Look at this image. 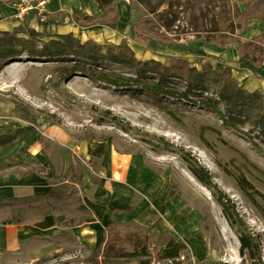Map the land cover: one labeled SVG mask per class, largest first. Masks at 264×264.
Segmentation results:
<instances>
[{"label": "rangeland", "instance_id": "rangeland-1", "mask_svg": "<svg viewBox=\"0 0 264 264\" xmlns=\"http://www.w3.org/2000/svg\"><path fill=\"white\" fill-rule=\"evenodd\" d=\"M144 3L132 4L140 17L160 4L175 12L163 14V27H158L169 36H205L215 28H234L229 18L236 0ZM102 20L108 21L101 16L91 23ZM27 30L0 34V51L20 53L0 59V141L19 132L11 143L0 144V192L2 183L9 181L10 194L18 190L22 195L7 203L0 198V264H82L92 257L70 230L95 212L101 215L106 202H112L116 177L111 156L136 162L130 184L133 206L145 194L167 193L197 216L204 236L202 256L186 246V230L185 236L176 235L185 259L198 255L201 259L195 264H249L239 255L240 228L253 237L264 264V136L227 116L218 99L223 87L240 84L242 70L196 48L180 52L182 44L165 47L134 33L120 41L102 35L100 42L85 41L82 48L70 36L75 55L33 58L27 53L39 50L43 41ZM238 34L235 28L231 36L237 39ZM122 40L127 49L120 60L135 64L134 58L140 65L130 68L114 61ZM181 60L194 68L191 79L201 89L188 91L179 80L139 74L153 62L169 67ZM191 167L208 173V186L192 175ZM218 196L225 200L233 225L217 203ZM8 222L14 225H1ZM14 237L17 248L5 247ZM148 239V256L137 262H183L160 258L166 246L162 236ZM49 250L47 257L32 258Z\"/></svg>", "mask_w": 264, "mask_h": 264}, {"label": "crops", "instance_id": "crops-1", "mask_svg": "<svg viewBox=\"0 0 264 264\" xmlns=\"http://www.w3.org/2000/svg\"><path fill=\"white\" fill-rule=\"evenodd\" d=\"M18 1L0 0V32L12 33L20 28H27L38 34V38L43 42L57 41L65 36H71L80 44L89 40L100 42L99 38L102 35H105L106 39L115 37L116 41H120L125 39L129 33L133 34L130 23L140 18L139 11L130 5L129 0H117L115 3V16L110 19L104 18L108 21H95L96 23H91V21L101 16L103 18L104 15L97 0H47L45 6L46 19L40 22L32 13L20 18L17 15ZM236 3L240 9L244 8V0H236ZM262 33H264V22L252 19L247 22L241 38L250 40ZM104 41L105 38L102 42ZM182 46L183 49L180 52H187L183 51L184 49L195 51L196 48L200 53L205 52L210 56H215L219 61H225L227 65H233L234 68H237L236 70H242L240 84L238 85H243L244 88L242 86L241 88L248 93L257 91L264 95V68L257 70L258 77L247 71L248 68L238 62L236 44H229L227 48L220 49L198 38L191 40L185 46L182 44ZM111 160L114 163L112 173L116 177L112 185L114 191L112 202L111 200L106 202V207L101 215L95 212L91 218L85 219L70 230L79 245L91 251L90 256H93L103 241L104 233L110 224L113 222L126 223L134 221L147 229L149 238L154 234L162 236L166 245L170 239L180 243L181 240L176 235L185 236L183 231H189L190 235L187 239H184L186 246L190 250H194L195 253L201 254V257L204 236L198 225L200 223L197 216L188 211L185 204L179 199H169L167 193H161L157 196L145 194L141 201L133 206L131 204L133 202V192H131L130 184L132 174L137 170V167L134 168L136 162L132 158L117 156H111ZM9 183V181L2 183L0 198L5 199L2 201L3 203H7L10 198L19 200L22 197L18 190H16V193L10 194ZM3 185L5 186L3 187ZM0 204L2 203L0 202ZM117 210L119 213L116 212ZM1 225L10 226L14 225V222ZM17 241L14 237L11 239L10 245L5 247L15 248L13 243ZM54 251H58V248H55ZM49 253H51V250L41 252V254L34 255L32 258L35 260L47 257ZM200 259L198 255H192L185 259V256L179 253V258L176 261H183L180 264H195Z\"/></svg>", "mask_w": 264, "mask_h": 264}, {"label": "trees", "instance_id": "trees-1", "mask_svg": "<svg viewBox=\"0 0 264 264\" xmlns=\"http://www.w3.org/2000/svg\"><path fill=\"white\" fill-rule=\"evenodd\" d=\"M101 9L103 10V18H113L116 14L115 3L117 0H97ZM136 1L144 5L146 0H129L130 5ZM174 11L170 9L168 4H160L157 8L149 10L146 16H142L136 21L130 23V28L134 34H141L148 39L153 40L155 43L161 46H169L172 44H188L191 40L202 37L205 42L211 43L220 49H224L228 44L237 45L238 62H245L248 70L258 77L257 70L264 67V33L252 38L250 40H243L241 34L246 29V24L249 20L255 19L260 22H264V0H244V8L240 9L237 3H233L230 13V22L234 25L233 29L226 28L224 30H216V28L205 36H198V33L185 34V37H181V34L175 36H169L166 32H160L159 28H162L161 18L163 14ZM114 22V21H113ZM153 25V29L150 26ZM235 28L239 31L238 38L234 39L231 35L234 34ZM30 36L38 37L32 30H27ZM0 34H8L1 33ZM70 36L64 37V42L49 41L43 42L39 50H31L28 54L29 57H54L57 55H70L72 50L68 44ZM259 44V45H258ZM50 45L56 47H50ZM82 48V45L79 44ZM260 46V48L258 47ZM121 51L115 56L114 61L116 63H126L130 68L140 65L139 62L133 58L130 64L124 60H120L122 51L127 49L126 43L122 40L119 44ZM1 48V47H0ZM8 50V49H7ZM2 54V55H1ZM20 53H15L10 50L7 52L0 51V59L15 58ZM107 58V56H106ZM91 63L96 62V59L90 60ZM142 73H152L158 76L160 79H176L183 82L186 85V90L201 89L202 86L192 82V75L194 68H191L189 63L185 60H181L178 65L164 66L159 62H153L151 67L144 66ZM195 79V78H194ZM113 86L123 87L126 86L119 82H112ZM169 95H175L168 93ZM218 99L223 103L224 111L229 117H237L242 121L249 124L252 128L258 129L264 136V101L261 98V94L257 91L252 93H246L240 86L236 84H230L228 87H223L218 93ZM218 111V108H216ZM18 131L6 136L1 145H6L17 139ZM190 171L192 175L204 186L209 185L208 173L199 167H191ZM217 203L222 207V211L228 222L233 225L234 220L231 212L228 210L225 200L221 196L216 199ZM149 234L147 229L137 224L134 221H128L126 223L113 222L110 224L105 233L104 239L97 248L95 254L92 257H85L82 260V264H151L152 261L137 259L148 256V243ZM239 242V255L241 258H247L249 264H263L259 258L257 246L253 237L250 234L245 233L244 230L239 228L237 233ZM181 245L170 239L162 250L160 258L169 262H175L179 258V249ZM110 259H114L115 262H110ZM160 262V261H158ZM157 262V263H158ZM156 263V264H157Z\"/></svg>", "mask_w": 264, "mask_h": 264}, {"label": "built area", "instance_id": "built-area-1", "mask_svg": "<svg viewBox=\"0 0 264 264\" xmlns=\"http://www.w3.org/2000/svg\"><path fill=\"white\" fill-rule=\"evenodd\" d=\"M47 0H19L17 3L18 16L24 17L35 12L40 22L45 20V5Z\"/></svg>", "mask_w": 264, "mask_h": 264}, {"label": "water", "instance_id": "water-1", "mask_svg": "<svg viewBox=\"0 0 264 264\" xmlns=\"http://www.w3.org/2000/svg\"><path fill=\"white\" fill-rule=\"evenodd\" d=\"M14 62V61H13Z\"/></svg>", "mask_w": 264, "mask_h": 264}]
</instances>
